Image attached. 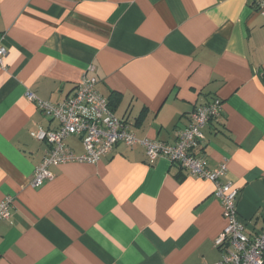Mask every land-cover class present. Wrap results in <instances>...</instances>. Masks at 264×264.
I'll return each mask as SVG.
<instances>
[{
	"label": "crops",
	"instance_id": "obj_1",
	"mask_svg": "<svg viewBox=\"0 0 264 264\" xmlns=\"http://www.w3.org/2000/svg\"><path fill=\"white\" fill-rule=\"evenodd\" d=\"M0 264H216L226 226L215 184L141 144L119 143L98 163L51 166L32 137L59 122L27 91L60 103L83 75L138 138L175 143L199 106L220 115L194 148L222 163L239 191L245 232L264 230V17L257 0H0ZM85 152L77 136L67 139Z\"/></svg>",
	"mask_w": 264,
	"mask_h": 264
},
{
	"label": "built area",
	"instance_id": "obj_2",
	"mask_svg": "<svg viewBox=\"0 0 264 264\" xmlns=\"http://www.w3.org/2000/svg\"><path fill=\"white\" fill-rule=\"evenodd\" d=\"M257 11L264 17V0H257ZM7 51L0 41V67L4 68ZM98 80L83 75L75 92L60 103L43 100L35 93L27 91L29 101L47 116L57 120L55 130L39 128L31 132L32 137L47 142L50 147L31 181L33 187L54 179L51 166L80 162L98 163L109 155L115 146L141 144L150 160L166 157L178 164L191 176L211 181L215 184V195L220 200L223 216L227 223L215 238L214 245L222 253L216 264H264V230L249 236L245 223L241 220L237 201L239 191L226 179L228 167L222 163L218 168L209 169L204 158L197 157L193 150L204 138L203 128L217 118L222 110V101L214 98L207 104L197 107L190 115V123L178 132L175 143L138 138L128 122L122 120L112 110L108 98L97 89ZM71 136L80 138L85 152H74L67 144ZM14 204L12 196L0 201V221L9 219Z\"/></svg>",
	"mask_w": 264,
	"mask_h": 264
},
{
	"label": "trees",
	"instance_id": "obj_3",
	"mask_svg": "<svg viewBox=\"0 0 264 264\" xmlns=\"http://www.w3.org/2000/svg\"><path fill=\"white\" fill-rule=\"evenodd\" d=\"M109 104H110V102H109ZM111 106V105H110Z\"/></svg>",
	"mask_w": 264,
	"mask_h": 264
}]
</instances>
